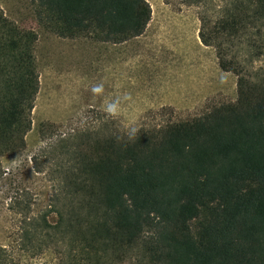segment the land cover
<instances>
[{
	"label": "trees",
	"instance_id": "16d2710c",
	"mask_svg": "<svg viewBox=\"0 0 264 264\" xmlns=\"http://www.w3.org/2000/svg\"><path fill=\"white\" fill-rule=\"evenodd\" d=\"M34 1L39 23L62 37L121 43L152 16L147 0ZM201 21L202 42L239 76L237 100L139 128L134 140L117 130L66 145L52 177L57 219L36 221L37 249L45 236L66 240L63 264H264V77L234 52L238 42L264 54V0H231ZM36 41L0 6V158L26 147L40 88Z\"/></svg>",
	"mask_w": 264,
	"mask_h": 264
},
{
	"label": "rangeland",
	"instance_id": "374dc122",
	"mask_svg": "<svg viewBox=\"0 0 264 264\" xmlns=\"http://www.w3.org/2000/svg\"><path fill=\"white\" fill-rule=\"evenodd\" d=\"M147 1L152 16L145 32L113 43L90 35L59 36L39 23L34 0H0L11 20L37 33L40 75L26 147L0 158L3 264H63L66 240L50 241L44 236L43 250L37 249L43 236L35 232L34 225L45 213L49 221L57 219L52 210V177L58 175L56 164H63L69 155L66 145L77 143L87 133L97 136L123 131L127 121L139 128H153L237 100L239 76L223 69L215 46L200 38L202 15L215 20L231 0H210L202 5L183 0ZM234 52L254 78L264 77V54L257 56L247 43L238 42ZM100 83L104 93L97 96L91 88ZM125 93L131 99L123 102L122 114L116 118L107 115L105 101Z\"/></svg>",
	"mask_w": 264,
	"mask_h": 264
},
{
	"label": "clouds",
	"instance_id": "9594fccd",
	"mask_svg": "<svg viewBox=\"0 0 264 264\" xmlns=\"http://www.w3.org/2000/svg\"><path fill=\"white\" fill-rule=\"evenodd\" d=\"M91 92L97 96L102 95L104 93L103 83L92 86ZM130 99V95L125 93L122 97L118 96L115 99L106 100L103 105V111L113 118L119 117L123 111V102L129 101ZM139 131L140 129L138 126H136L134 121H127L124 123L123 133L128 137L129 140H134Z\"/></svg>",
	"mask_w": 264,
	"mask_h": 264
}]
</instances>
